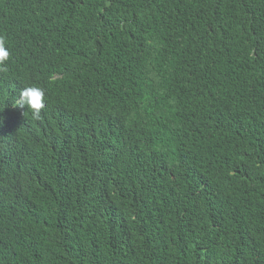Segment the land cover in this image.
<instances>
[{"label":"trees","instance_id":"1","mask_svg":"<svg viewBox=\"0 0 264 264\" xmlns=\"http://www.w3.org/2000/svg\"><path fill=\"white\" fill-rule=\"evenodd\" d=\"M0 45V264H264V0H0Z\"/></svg>","mask_w":264,"mask_h":264},{"label":"clouds","instance_id":"2","mask_svg":"<svg viewBox=\"0 0 264 264\" xmlns=\"http://www.w3.org/2000/svg\"><path fill=\"white\" fill-rule=\"evenodd\" d=\"M8 58L7 52L0 45V64ZM45 92L39 87H26L21 90L20 97L16 101V107H23L31 113L34 119L39 118L41 110L45 107Z\"/></svg>","mask_w":264,"mask_h":264}]
</instances>
